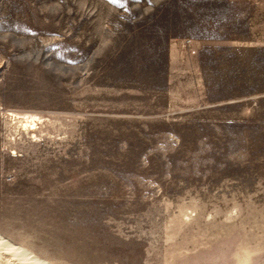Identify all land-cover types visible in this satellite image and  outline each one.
I'll return each instance as SVG.
<instances>
[{
	"label": "rangeland",
	"instance_id": "rangeland-1",
	"mask_svg": "<svg viewBox=\"0 0 264 264\" xmlns=\"http://www.w3.org/2000/svg\"><path fill=\"white\" fill-rule=\"evenodd\" d=\"M0 236L264 264V0H0Z\"/></svg>",
	"mask_w": 264,
	"mask_h": 264
},
{
	"label": "bare ground",
	"instance_id": "bare-ground-1",
	"mask_svg": "<svg viewBox=\"0 0 264 264\" xmlns=\"http://www.w3.org/2000/svg\"><path fill=\"white\" fill-rule=\"evenodd\" d=\"M0 251L10 254L14 257V259L17 258L24 264H47L34 257L29 251L13 244L11 241L3 238L2 236H0Z\"/></svg>",
	"mask_w": 264,
	"mask_h": 264
}]
</instances>
